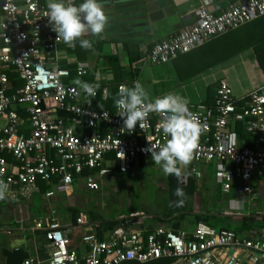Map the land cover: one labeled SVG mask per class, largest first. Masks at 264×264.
I'll return each instance as SVG.
<instances>
[{"label":"built area","instance_id":"2783aa9c","mask_svg":"<svg viewBox=\"0 0 264 264\" xmlns=\"http://www.w3.org/2000/svg\"><path fill=\"white\" fill-rule=\"evenodd\" d=\"M46 11L47 0H0V182L8 185L4 199L15 203L29 199L39 190V182L53 184L54 193L67 194L82 179L89 191H98L104 176L114 171L126 172L140 160L156 165L147 148L167 140L157 127L160 114L150 113L142 127L137 123L128 132L116 107L114 112L98 111L81 103L85 92L81 85L66 81L70 71L61 64L60 47L69 45L57 39ZM263 15L264 0H235L218 11L205 0L192 22L155 43L141 61L170 63ZM85 72L77 69L78 75ZM9 73L22 84L15 86ZM124 86L119 84L117 93ZM189 109L203 131L190 164L179 165L183 182L201 178V166L215 165L222 193L229 194L236 182L238 196L253 198V179L264 182V83L241 104L221 78L211 103H189ZM236 122L252 136L251 145L237 143ZM34 228L47 239L45 264L161 259L170 260L168 264H264V228L246 236L197 222L191 232L158 227L145 234L121 224L106 240L94 233L85 235V253L69 248L70 231L54 218L35 221Z\"/></svg>","mask_w":264,"mask_h":264},{"label":"crops","instance_id":"0c3cea01","mask_svg":"<svg viewBox=\"0 0 264 264\" xmlns=\"http://www.w3.org/2000/svg\"><path fill=\"white\" fill-rule=\"evenodd\" d=\"M204 1L205 0H100L101 6L108 16V23L105 30L99 36H93L89 31L82 37L97 42L100 45H98L97 49L88 53L83 60H78L74 54L69 53L67 51V46H61L59 50L62 58L61 64H63L62 62L66 64L75 63L76 70L82 67L86 71L85 74L96 69L93 85L108 82L113 77L109 71L105 70L108 68V60L105 59L104 56L107 53H116L119 57L120 65L127 68L130 63L124 47L126 44L129 48L131 47L132 50L138 49L139 52L142 53L141 58L134 62L132 66L138 68V77L135 81L139 80L142 83L148 91L150 98L154 99L166 93L173 92L187 98L191 104L204 103L208 99V96L210 100H212L214 96V87H216L217 81L224 78L229 83L235 98L239 102L244 103L248 99L249 93L264 83V72L258 59L262 56L256 53V50L252 47L183 81L177 79L173 61L164 65H153L147 61H141L155 43L166 40L170 35L180 32L187 24L192 22L196 10ZM208 1L210 9L218 11L226 7L229 2L235 0ZM244 25L253 27L254 29L256 28L259 31L261 30L264 33V15ZM99 49L102 50V54L99 52ZM243 53L247 54L241 59L240 55ZM9 74H11V79L15 86H20L22 84V82L17 79L16 74ZM253 75L254 77L257 75L260 76L259 79H261V81L259 84L253 82ZM67 80H69V78ZM69 81L73 82L74 79H70ZM209 87L213 88L210 94L208 93ZM104 88L107 89V87ZM91 99L92 97L85 95L80 101L82 104L88 105L91 108ZM62 115L68 114L64 113ZM235 132L236 140L239 145L252 144V136L246 135L245 137H241L238 131ZM141 163L144 164L142 161L139 162V164ZM148 164L150 163L144 165ZM118 172L119 171H114L104 176L103 183L98 191L102 190L104 184L106 185L113 180L114 177L118 175ZM183 172L184 171H182V174H184ZM201 172V177L205 174L207 175V179H214L212 174L208 176L205 171L203 172V170H201ZM208 172L210 173V171ZM211 172H213V170ZM200 179L201 178L196 180L198 181ZM40 183L41 182L38 184L39 190L32 194L29 199H23L18 203L8 199L0 200V264H18L16 259L9 260L7 256V253L15 251H24L27 253L26 259H31L33 264H45L49 257L47 239L43 231L34 228V223L35 221H47L49 218H54L59 224L68 228L71 232L73 226L71 212L69 211L71 206L79 209L77 223L94 234L97 229L100 231L102 230L103 240L108 239L112 231L103 223V220L117 219L122 216V213H116L117 216L116 214L109 213L105 215L107 218L92 220L91 217H96V213L93 214L94 210L86 207L84 205L85 202L82 203L83 201H81V193L86 190L89 191L85 187L82 179H78L74 184L75 188L73 187L72 190L75 191L73 193H56L51 195V199L48 197V192L53 186L43 192L41 191ZM179 183L185 184L183 179L182 181L179 180ZM214 185L215 190L218 192V187L220 188V186L215 179ZM203 186L207 188V183L205 182ZM252 186L255 189L254 197L249 198L246 206L243 205L242 202L240 204L238 202H232L228 211L238 210L239 207L241 211L239 210V212L235 213L228 212L227 214L255 215L264 213V182L260 179H253ZM230 194L232 195V199H236L235 197L238 196L236 182L233 183L232 189L228 195ZM71 195H74L75 199L72 200V202H68L69 206H64L59 203L63 201V199L59 197H65L66 199ZM58 204L65 207L60 211L64 212L60 220L57 217V209H54ZM60 206L58 208H60ZM17 210H21L20 213L22 215H18ZM29 211L34 215H30ZM23 212H25L24 215ZM128 221H132L130 226L127 225L128 228L142 230L144 232L161 227L156 226L152 219H148V221L142 222L141 224L133 218L126 220V222ZM168 225L170 224L166 223L164 227L171 229V227H167ZM194 226L195 223L193 222L191 226L182 227L181 230L191 232ZM75 250L79 253H85L87 251L84 243ZM25 260H23V262Z\"/></svg>","mask_w":264,"mask_h":264},{"label":"trees","instance_id":"16d2710c","mask_svg":"<svg viewBox=\"0 0 264 264\" xmlns=\"http://www.w3.org/2000/svg\"><path fill=\"white\" fill-rule=\"evenodd\" d=\"M81 2V0H79ZM261 31V30H260ZM258 29L243 25L237 29H234L226 34L214 37L213 39L201 44L187 54L178 56L173 60V66L177 74V79L180 81L191 78L197 74L204 72L205 70L220 64L232 56L252 47L256 50V53H259V63L264 72V33L260 32ZM90 40V39H89ZM92 41V40H91ZM94 42V41H93ZM97 42H94L92 49H83L79 46L77 41L75 47L67 46V51L74 54L78 60H83L86 58L87 54L97 49ZM126 53L128 55L129 65L127 68H124L120 65L119 57L117 54H105L104 58L108 60V68L105 70L109 71L112 74V79L108 82H102L96 88V95L91 99V108L109 112H114L115 104L114 98L118 96L117 86L119 84H125L126 86L131 87L133 81L138 77V68L133 67L132 64L139 60L142 56V53L138 49L132 50L125 44ZM99 52L102 54V50L99 49ZM63 66L68 68L70 71V79H74L73 82L77 80L93 83L96 75V69H93L87 74L78 75L76 70L75 63H64ZM104 70V71H105ZM11 77V74H9ZM69 80H66L67 82ZM76 80V81H75ZM107 87V92L103 93V88ZM214 87V86H213ZM213 88H208V93H212ZM215 92V87H214ZM206 104L211 103L210 97L204 102ZM242 104V102H239ZM64 114V112H60ZM234 129L238 131L241 137H245L249 134L245 131L243 123L236 122ZM9 158L8 156H6ZM141 162V160H140ZM88 171L85 170L83 174H86ZM55 182V181H54ZM41 191H46L52 187L53 184L41 182ZM166 186H167V195H168V208L165 212H162L161 215L152 217V220L156 226L164 227L166 223L170 224L172 230L181 229L184 227V219L186 217L193 218L192 222L185 223L186 227H189L194 222H205L206 224L215 227L217 229H227L232 230L238 234H243L249 236L251 231L259 230L264 228V213L247 215V214H227L223 221H220L215 214L211 212H191V207L189 202L196 195L199 190V183L195 178H189L185 184H180L179 180L174 175L166 176ZM177 187L183 188L185 192L184 204L180 207H177L175 201L180 199L174 195L175 189ZM220 188L218 187V192ZM221 193V192H220ZM72 216V229L69 233V248L77 249L83 244V237L87 234H90L91 231L86 230L85 227L77 223V218L79 216V209L77 207L71 206L69 208ZM132 215L126 216L122 215L117 219H106L103 220V223L107 225L109 230H113L118 225L124 224L129 225V220ZM92 220L103 219L101 216L91 217ZM154 225V226H155ZM97 237L103 240L102 230H98L95 233ZM146 234V233H145ZM7 256L10 259H16L18 264L23 263V260L27 258V253L24 251H15L7 253ZM170 260L161 259L156 261H151L147 263H138V262H123L121 264H168Z\"/></svg>","mask_w":264,"mask_h":264},{"label":"clouds","instance_id":"9594fccd","mask_svg":"<svg viewBox=\"0 0 264 264\" xmlns=\"http://www.w3.org/2000/svg\"><path fill=\"white\" fill-rule=\"evenodd\" d=\"M44 16L48 18V24L57 34V39H62L70 47H75L78 41L83 49H92L94 42L82 37L89 31L93 36L101 35L108 23L100 0H81L78 4L75 0H47ZM76 83L81 85L87 96H95L98 85L79 80ZM114 104L123 120V128L128 132H132L137 123L142 127V122L150 113L161 115L157 127L167 140L159 146L150 143L147 151L164 175H174L181 180L182 168L179 165L190 164L198 137L203 131L201 122L193 117L189 109V100L173 92L152 99L137 80L133 81L131 87L124 86L119 90ZM7 190L8 185L0 182V200L5 198ZM174 195L180 198L175 201L176 206H182L185 197L183 188L177 187Z\"/></svg>","mask_w":264,"mask_h":264},{"label":"rangeland","instance_id":"374dc122","mask_svg":"<svg viewBox=\"0 0 264 264\" xmlns=\"http://www.w3.org/2000/svg\"><path fill=\"white\" fill-rule=\"evenodd\" d=\"M247 53H243L240 55L242 59L246 56ZM101 72V71H100ZM259 75H253V82L255 84H259L261 79H259ZM214 166L212 165L210 169L207 167H201L203 172L205 171L208 176L212 174L215 178L214 174ZM203 168V169H202ZM210 171V173L207 171ZM213 170V172H211ZM207 175H203L199 183V190L196 195L189 202V206L191 207V212H211L216 215V217L223 221L224 217L227 213H235L239 212L238 210L228 211L232 202H242L243 205L246 206L249 198L237 196L236 199H232V195H225L224 193H219L215 190L214 179L206 177ZM217 181V180H216ZM207 183V188H204L203 184ZM75 188V187H74ZM75 190L70 191L68 194L73 193ZM49 199H51V195L56 194L53 191V188L48 192ZM59 196V195H58ZM64 196V195H62ZM83 201L85 202V206L93 211V214L96 213V216H101L102 218H107L110 214H121L122 215H132L131 218L137 220V222L148 221V219H152V217L161 215L162 212H165L168 208V195H167V186H166V175H164L160 166L154 164H137L135 167L129 169L126 172L119 173L113 180L108 182L106 185L102 187L100 191H83L81 193ZM63 199V201L59 202L64 206H69V201L75 199L74 195L69 196V198L59 197ZM74 202V201H73ZM61 204L56 205L54 209H57L58 219H62L64 212H60L65 207L60 206ZM60 206V208H58ZM104 209V210H103ZM237 209V208H236ZM21 210H17L18 215H20ZM48 211V210H47ZM70 211V210H69ZM227 211V212H226ZM241 211V210H240ZM49 213V211H48ZM25 212H23V215ZM30 215H34L31 211H29ZM116 214V216H117ZM22 215V214H21ZM56 217V216H55ZM193 218L186 217L184 219V227L185 223L192 222ZM167 227H170L168 225Z\"/></svg>","mask_w":264,"mask_h":264},{"label":"water","instance_id":"95a60500","mask_svg":"<svg viewBox=\"0 0 264 264\" xmlns=\"http://www.w3.org/2000/svg\"><path fill=\"white\" fill-rule=\"evenodd\" d=\"M181 181H182V179H181ZM243 264H245V263H243Z\"/></svg>","mask_w":264,"mask_h":264}]
</instances>
